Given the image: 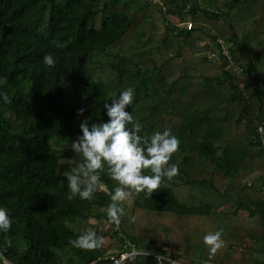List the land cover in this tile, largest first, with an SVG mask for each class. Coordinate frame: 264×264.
Returning a JSON list of instances; mask_svg holds the SVG:
<instances>
[{
	"label": "trees",
	"instance_id": "1",
	"mask_svg": "<svg viewBox=\"0 0 264 264\" xmlns=\"http://www.w3.org/2000/svg\"><path fill=\"white\" fill-rule=\"evenodd\" d=\"M159 1L0 0V207L14 219L0 232V264H112L125 241L182 264H264V0ZM217 38L246 77L228 68ZM126 87L141 135L167 128L179 138L169 161L178 174L122 202L116 226L106 167L91 200L68 199L62 173L82 160L71 148L80 122L106 121L104 103ZM241 123L246 132L233 133ZM86 229L100 247L69 243ZM217 229L224 246L210 257L203 236Z\"/></svg>",
	"mask_w": 264,
	"mask_h": 264
},
{
	"label": "clouds",
	"instance_id": "2",
	"mask_svg": "<svg viewBox=\"0 0 264 264\" xmlns=\"http://www.w3.org/2000/svg\"><path fill=\"white\" fill-rule=\"evenodd\" d=\"M60 46L57 44V47ZM42 63L46 68H52L57 60L48 54L43 57ZM0 99L8 102L3 92H0ZM133 99L134 89L126 87L104 103V114L108 117L106 121L93 123L85 118L80 122V134L71 143V148L81 155L82 160L62 173L70 190L68 199L78 197L91 200L97 188L102 186L101 173L106 167L107 174L116 181L107 205V221L116 226H119L125 214L122 202L130 199L133 193L143 192L145 196H151L164 179L170 180L178 174V164L169 161L178 150L179 138L167 128L141 135L142 124L126 110ZM83 111L82 108L78 109L77 114ZM13 223L10 212L0 207V232L7 233ZM222 232L223 229H217L203 236L210 257L224 246ZM4 243L11 246V241ZM69 243L73 247L90 250L100 247L103 237L95 229H86Z\"/></svg>",
	"mask_w": 264,
	"mask_h": 264
},
{
	"label": "built area",
	"instance_id": "3",
	"mask_svg": "<svg viewBox=\"0 0 264 264\" xmlns=\"http://www.w3.org/2000/svg\"><path fill=\"white\" fill-rule=\"evenodd\" d=\"M186 25H187L188 29L192 28V23L187 22ZM216 44L221 46V55H223L229 59V61H230L229 65L230 66L228 68H231V66L233 67V72L235 74V77L237 79H240V80L243 77H246L247 74L244 72V68L239 66V65L235 66L233 64L234 57L231 55V50H230L231 48H230V45L228 44L227 40L223 39V38H217ZM214 57H215V55L212 52H210L209 58L213 59ZM239 88H240L242 94L245 96V98L249 99L245 84L240 82ZM256 133L258 136L257 140L260 143L259 145L264 150V125L259 126ZM140 255H146V256L154 257L158 260V264H182V263H179L178 261H175L170 256V254L161 255V254L151 253L150 251H140L139 249H137L135 244H133L129 241H125L121 254L117 257L112 256L110 258V260H111L112 264H124L125 261L135 260L137 258V256H140Z\"/></svg>",
	"mask_w": 264,
	"mask_h": 264
},
{
	"label": "rangeland",
	"instance_id": "4",
	"mask_svg": "<svg viewBox=\"0 0 264 264\" xmlns=\"http://www.w3.org/2000/svg\"><path fill=\"white\" fill-rule=\"evenodd\" d=\"M153 2L154 3H156L155 5H157V3L159 2L160 3V1L159 0H153ZM141 23H142V25H143V27L144 26H150V24H148L147 22H146V20H142L141 21ZM141 25V26H142ZM207 31L208 32H210L211 31V29L209 28V29H207ZM261 72L263 73L264 71L263 70H261ZM251 93V94H250ZM250 93H248V91H247V94H248V97L250 98V99H252L251 97H254V96H251V95H254V92H253V90L252 91H250ZM255 98V97H254ZM253 103H255V100L253 99ZM239 109V105L238 104H234V109ZM243 125H244V123H241V124H237V125H234L233 126V128L231 129V131L234 133V132H238V133H241V134H243L242 132H246V128L245 127H243ZM234 135V134H233ZM235 139H236V141H238V142H242V140H241V136H233ZM250 165H246L245 167H249ZM249 181V180H248ZM92 222H94V221H92Z\"/></svg>",
	"mask_w": 264,
	"mask_h": 264
},
{
	"label": "water",
	"instance_id": "5",
	"mask_svg": "<svg viewBox=\"0 0 264 264\" xmlns=\"http://www.w3.org/2000/svg\"><path fill=\"white\" fill-rule=\"evenodd\" d=\"M240 202L238 201L237 204H239Z\"/></svg>",
	"mask_w": 264,
	"mask_h": 264
}]
</instances>
